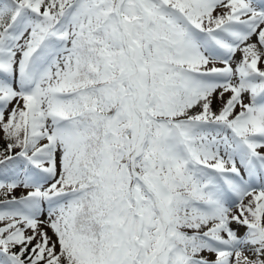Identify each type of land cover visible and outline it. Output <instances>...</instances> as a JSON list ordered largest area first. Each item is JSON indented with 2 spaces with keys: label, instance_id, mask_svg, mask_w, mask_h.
<instances>
[{
  "label": "snow or ice",
  "instance_id": "obj_1",
  "mask_svg": "<svg viewBox=\"0 0 264 264\" xmlns=\"http://www.w3.org/2000/svg\"><path fill=\"white\" fill-rule=\"evenodd\" d=\"M0 264H264V0H0Z\"/></svg>",
  "mask_w": 264,
  "mask_h": 264
}]
</instances>
